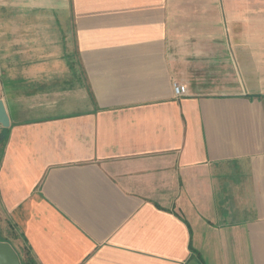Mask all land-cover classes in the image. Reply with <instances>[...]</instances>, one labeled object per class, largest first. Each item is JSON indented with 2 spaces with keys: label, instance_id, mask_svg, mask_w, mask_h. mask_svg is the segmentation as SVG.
Listing matches in <instances>:
<instances>
[{
  "label": "crops",
  "instance_id": "1",
  "mask_svg": "<svg viewBox=\"0 0 264 264\" xmlns=\"http://www.w3.org/2000/svg\"><path fill=\"white\" fill-rule=\"evenodd\" d=\"M0 100L22 263L264 264V0H0Z\"/></svg>",
  "mask_w": 264,
  "mask_h": 264
},
{
  "label": "water",
  "instance_id": "2",
  "mask_svg": "<svg viewBox=\"0 0 264 264\" xmlns=\"http://www.w3.org/2000/svg\"><path fill=\"white\" fill-rule=\"evenodd\" d=\"M0 125L9 128L10 120L3 101L0 100ZM0 264H22L19 256L8 243H0Z\"/></svg>",
  "mask_w": 264,
  "mask_h": 264
},
{
  "label": "built area",
  "instance_id": "3",
  "mask_svg": "<svg viewBox=\"0 0 264 264\" xmlns=\"http://www.w3.org/2000/svg\"><path fill=\"white\" fill-rule=\"evenodd\" d=\"M174 93L176 96L181 97L187 94V88L181 84H174Z\"/></svg>",
  "mask_w": 264,
  "mask_h": 264
},
{
  "label": "trees",
  "instance_id": "4",
  "mask_svg": "<svg viewBox=\"0 0 264 264\" xmlns=\"http://www.w3.org/2000/svg\"><path fill=\"white\" fill-rule=\"evenodd\" d=\"M4 141H5V134L2 133V134L0 135V154L2 153V145H3ZM21 263H22V262H21ZM22 264H35V263H34L33 260H28V261H25V262L22 263Z\"/></svg>",
  "mask_w": 264,
  "mask_h": 264
},
{
  "label": "rangeland",
  "instance_id": "5",
  "mask_svg": "<svg viewBox=\"0 0 264 264\" xmlns=\"http://www.w3.org/2000/svg\"><path fill=\"white\" fill-rule=\"evenodd\" d=\"M3 225H4V227H3ZM5 226H6V228H5ZM1 228H3V230L5 232L7 231L8 234L12 233V229L9 226H7V222H4L3 220H0V230H1L0 233L2 234V229ZM1 234H0V236H2Z\"/></svg>",
  "mask_w": 264,
  "mask_h": 264
}]
</instances>
